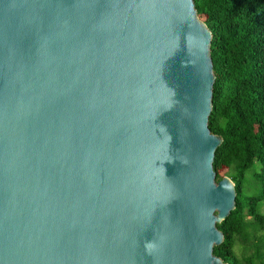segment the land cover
Masks as SVG:
<instances>
[{
  "label": "water",
  "instance_id": "water-1",
  "mask_svg": "<svg viewBox=\"0 0 264 264\" xmlns=\"http://www.w3.org/2000/svg\"><path fill=\"white\" fill-rule=\"evenodd\" d=\"M195 0H0V264H227Z\"/></svg>",
  "mask_w": 264,
  "mask_h": 264
},
{
  "label": "trees",
  "instance_id": "trees-1",
  "mask_svg": "<svg viewBox=\"0 0 264 264\" xmlns=\"http://www.w3.org/2000/svg\"><path fill=\"white\" fill-rule=\"evenodd\" d=\"M199 18L212 31L215 82L211 131L221 136L214 169L229 176L237 198L217 224L223 241L214 254L227 264H264V0H195ZM259 188L245 192L247 172Z\"/></svg>",
  "mask_w": 264,
  "mask_h": 264
},
{
  "label": "rangeland",
  "instance_id": "rangeland-1",
  "mask_svg": "<svg viewBox=\"0 0 264 264\" xmlns=\"http://www.w3.org/2000/svg\"><path fill=\"white\" fill-rule=\"evenodd\" d=\"M252 170H253V168L250 169L246 174L245 192L248 194H252L253 192H255L259 188L257 180L252 176ZM259 208H260V211L262 213H264V201H262L259 204ZM259 234H262V236H264V230L259 232Z\"/></svg>",
  "mask_w": 264,
  "mask_h": 264
}]
</instances>
